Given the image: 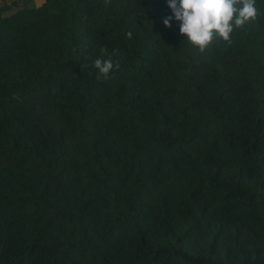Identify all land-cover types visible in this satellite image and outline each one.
I'll return each instance as SVG.
<instances>
[{"label": "trees", "instance_id": "16d2710c", "mask_svg": "<svg viewBox=\"0 0 264 264\" xmlns=\"http://www.w3.org/2000/svg\"><path fill=\"white\" fill-rule=\"evenodd\" d=\"M30 1L0 5V264L264 254V0L204 52L168 0Z\"/></svg>", "mask_w": 264, "mask_h": 264}, {"label": "clouds", "instance_id": "9594fccd", "mask_svg": "<svg viewBox=\"0 0 264 264\" xmlns=\"http://www.w3.org/2000/svg\"><path fill=\"white\" fill-rule=\"evenodd\" d=\"M172 15L163 23L171 27L174 19L179 22V32L200 52H204L216 36L231 44V34L242 29L258 17L256 0H168ZM131 38L132 33L129 32ZM115 54V50H114ZM93 66L98 70L96 79L107 80L119 68L111 57L97 58Z\"/></svg>", "mask_w": 264, "mask_h": 264}, {"label": "water", "instance_id": "95a60500", "mask_svg": "<svg viewBox=\"0 0 264 264\" xmlns=\"http://www.w3.org/2000/svg\"><path fill=\"white\" fill-rule=\"evenodd\" d=\"M216 264H223V263L218 262ZM227 264H230V263H227ZM237 264H264V254H262V255H255L253 258H243Z\"/></svg>", "mask_w": 264, "mask_h": 264}, {"label": "rangeland", "instance_id": "374dc122", "mask_svg": "<svg viewBox=\"0 0 264 264\" xmlns=\"http://www.w3.org/2000/svg\"><path fill=\"white\" fill-rule=\"evenodd\" d=\"M11 1L20 2V0H0V5H2L4 2H11ZM38 2L39 0H31L30 5H36Z\"/></svg>", "mask_w": 264, "mask_h": 264}]
</instances>
